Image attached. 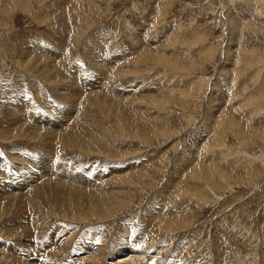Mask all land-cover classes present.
I'll use <instances>...</instances> for the list:
<instances>
[{
  "label": "rangeland",
  "instance_id": "374dc122",
  "mask_svg": "<svg viewBox=\"0 0 264 264\" xmlns=\"http://www.w3.org/2000/svg\"><path fill=\"white\" fill-rule=\"evenodd\" d=\"M46 149L107 201L1 193L0 264H264V0H0L6 190Z\"/></svg>",
  "mask_w": 264,
  "mask_h": 264
},
{
  "label": "bare ground",
  "instance_id": "6f19581e",
  "mask_svg": "<svg viewBox=\"0 0 264 264\" xmlns=\"http://www.w3.org/2000/svg\"><path fill=\"white\" fill-rule=\"evenodd\" d=\"M30 57V56H29ZM27 59V58H26ZM38 63V62H37ZM51 70H52V68H51ZM92 78V77H91ZM103 78V77H102ZM102 87V86H101ZM100 87V88H101ZM81 92V91H80ZM21 95V94H20ZM74 95V94H73ZM22 101V100H21ZM23 102V101H22ZM65 104H66V102H65ZM64 104V105H65ZM27 106V105H26ZM20 108V107H19ZM26 109V108H25ZM76 108H75V106L72 104V103H70V105L68 104V105H66V106H62V107H60V109H59V114L60 115H62V118L60 119L61 121H63V122H65V123H68V122H71V120H72V115L75 113V112H77V110H75ZM19 109H17V110H15V111H18ZM82 110V109H81ZM21 111V110H20ZM21 112H23L24 113V111H21ZM54 111H52V113H53ZM20 113V112H19ZM22 113V114H23ZM30 113H31V111H30ZM32 114V113H31ZM36 114V113H35ZM54 114H56V116H58V112L57 113H54ZM29 115V114H28ZM26 116H27V114H26ZM43 116V115H42ZM55 116V117H56ZM39 117V116H38ZM44 117V116H43ZM60 117V116H59ZM22 118V117H21ZM58 118V117H57ZM84 118V117H83ZM80 119V118H79ZM42 120H44L43 118H42ZM17 121V120H16ZM91 131V130H90ZM59 132V131H58ZM96 132V131H95ZM51 133L52 132H50V133H48V134H50L49 136H52L51 135ZM57 133V132H56ZM47 134V133H46ZM68 134V133H67ZM35 135V134H34ZM43 135V134H42ZM48 136V137H49ZM54 136H56V134L54 135ZM53 136V137H54ZM26 137V136H25ZM55 138V137H54ZM50 139H51V137H50ZM53 141H54V139H53ZM56 144V143H55ZM46 146H48V145H46ZM62 146V145H61ZM51 147V146H50ZM42 149H43V147H41ZM46 148H48V147H46ZM39 150H40V148H39ZM47 150V149H46ZM37 151V150H36ZM43 151V150H42ZM34 152V151H33ZM45 152V151H44ZM47 153L46 154H39L38 152L36 153V152H34V153H32L31 154V156L29 157V161H26L25 162V164H27V166H25L24 165V167H22V169H18V168H14V170L13 171H11L12 173L10 174V176H9V178H11V180H15V182H20V181H22V180H24V182H26L27 184H25V183H23V186H22V184H21V186H20V188H19V190H17V189H15L16 190V193H11L10 191H8V190H6V186H7V184L5 183V185L3 184V182L2 183H0V194L1 193H4V195L5 194H10V195H7V196H9L11 199H15V198H17L18 200H20L19 201V203H18V207H23V204H25L24 203V201H23V199H22V197H20V192H22L23 190H25V189H31V194H32V198H37L38 197V191H41L42 193L44 192V194H45V192H48V193H53V194H55V196H61V193H57V192H59V191H63V190H65V189H67L70 185H72L73 184V182L74 181H76L77 182V180H79V178L80 179H82L83 181L84 180H87V178L88 177H90L91 175V172H88L87 171V173H85V170L83 169V171H81V172H73L74 171V169L73 168H68V165H66V166H63V165H61V164H54V163H56V162H54L55 161V157L57 156L56 154V156L55 155H53L52 156V154L50 153H48V150L46 151ZM42 153V152H41ZM55 156V157H54ZM58 157V156H57ZM56 157V158H57ZM9 158V157H8ZM120 158V157H119ZM24 159V158H23ZM58 159H60L59 157H58ZM36 161V162H35ZM60 161V160H59ZM20 163H22V162H20ZM62 163V162H61ZM76 163V162H75ZM79 168V167H78ZM10 171V170H9ZM78 171V170H77ZM2 173H0V175H1ZM2 176V175H1ZM4 177V176H3ZM103 177V176H102ZM60 179L61 181H62V183H64L65 184V188H64V186L62 185V184H59L58 182H57V179ZM101 179V178H100ZM0 180H1V177H0ZM4 180V179H3ZM89 180V179H88ZM87 180V181H88ZM96 180V179H95ZM79 182V181H78ZM90 184H92V185H94L95 186V182H93L92 180H89L88 181ZM99 182V181H98ZM72 183V184H71ZM103 183V182H102ZM122 183V182H121ZM81 184V183H80ZM100 184V183H99ZM75 185V184H74ZM79 185V184H78ZM18 186V185H17ZM16 186V187H17ZM88 186V185H87ZM80 187V186H79ZM88 187H90V186H88ZM4 188V190H2ZM70 188V187H69ZM71 189V188H70ZM10 190H12V189H10ZM86 190V189H85ZM90 190V189H89ZM2 191H4V192H2ZM71 191L72 192H74V194H71V195H63L64 197L66 196V198L65 199H70V200H74L76 203H78L79 201H83L84 203L87 201L88 203H89V201H94V204L96 205V206H98L99 208H102L104 205V200L105 199H100V198H98L97 197V195H76V193H75V188H73V189H71ZM29 192V191H28ZM71 192V193H72ZM86 192V191H85ZM89 192V191H88ZM24 193V192H23ZM30 193V192H29ZM47 193V194H48ZM42 195V194H41ZM25 196V195H24ZM51 195L50 194H48V195H46V197H50ZM0 197H1V195H0ZM5 197V196H4ZM19 197H20V199H19ZM9 198V199H10ZM31 198V197H30ZM48 198H47V200H48ZM82 198H85V199H82ZM107 198V197H106ZM61 199H62V196H61ZM17 200V201H18ZM50 200H53V198L51 199L50 198ZM49 200V201H50ZM55 200V199H54ZM59 201H60V198L58 199ZM58 200H56V202L58 201ZM16 201V202H17ZM59 201H58V203H59ZM61 201H63V200H61ZM105 201H107V199L105 200ZM8 202V201H7ZM51 202H53V201H51ZM55 202V201H54ZM55 202V204H57ZM86 202V203H87ZM27 204H28V202H27ZM32 204V203H31ZM80 204V203H79ZM14 205H16V203L14 204ZM30 205V204H29ZM12 206H13V204H12ZM88 206H89V204H88ZM94 206V205H93ZM25 207V206H24ZM27 207V206H26ZM16 208V207H15ZM33 208V207H32ZM58 208V207H57ZM21 209V208H20ZM23 209V208H22ZM28 209V208H27ZM90 209H91V207H90ZM23 210H25V209H23ZM22 210V211H23ZM67 210V209H66ZM75 210V209H74ZM88 210H89V207H88ZM87 210V207H86V214L88 215V216H92L93 214H94V212L95 211H91V212H89ZM77 211V210H76ZM84 211V210H83ZM67 212V211H66ZM81 212V211H80ZM67 214V213H66ZM38 215V214H37ZM18 217V216H17ZM19 219V218H18ZM17 219V220H18ZM24 219V218H23ZM16 220V219H15ZM20 220V219H19ZM22 220V219H21ZM34 220H35V218H34ZM34 222V221H33ZM38 222H40V221H38ZM11 223H13V222H11ZM18 223H19V221H18ZM20 224V223H19ZM55 228V227H54ZM21 229V228H20ZM52 244V245H51ZM53 244H55V243H50V242H47V244L46 245H51L50 247H52L53 246ZM83 245V244H82ZM91 245V244H90ZM90 245H88V247H84V246H81V247H79V250H85V252H87L90 248H92L93 246H90ZM93 245V244H92ZM96 245V244H95ZM44 247H46L45 246V244L43 245ZM63 246H64V244H63ZM85 246H86V244H85ZM27 247V246H26ZM41 248H42V246H41ZM40 248V249H41ZM70 248H72V245L70 244ZM70 248H65L64 249V247L62 248V249H64V251H66L67 253L69 252V250H70V252L72 253V251H71V249ZM43 249H45V248H43ZM42 249V250H43ZM98 249V248H97ZM158 249V248H157ZM78 250V249H77ZM76 250V252L75 253H77L78 251ZM93 250V249H92ZM94 250H95V248H94ZM127 250H131V249H129V248H127ZM127 250H126V247L125 248H123V249H121L120 251H119V254H121V255H123V253L124 252H127ZM133 250H135V249H133ZM132 250V251H133ZM38 251L40 252V250L38 249ZM46 251V252H45ZM43 250V253H44V255L46 254V256H47V258L50 260L52 257H54L55 255H49L48 253H49V249H48V247H46V250ZM91 251V250H90ZM136 251V250H135ZM138 251V250H137ZM136 251V252H137ZM51 252H54V249H51ZM65 252V253H66ZM80 252V251H79ZM82 252V251H81ZM93 252V251H92ZM96 252V251H95ZM95 252L93 253L94 255H96V256H98L97 254H95ZM142 253H140L139 252V254H143L144 252L143 251H141ZM96 253H98V252H96ZM92 254V255H93ZM136 255V254H135ZM30 255L29 254H27L26 253V257L28 258ZM126 256H129V253L128 254H126ZM154 258H156V259H154ZM157 258H159V257H156V256H154L153 254H151V255H146V257L144 258L145 259V261L143 262V263H133V264H155V263H157V262H159L158 261V259ZM64 259V258H63ZM133 259V256H130V258H129V262H131L130 260H132ZM134 261V260H133ZM123 262H126L125 260H123ZM122 263V262H121ZM128 263V262H127ZM20 264V263H19ZM62 264V263H61ZM67 264H75L73 261H72V259H71V261L69 260L68 261V263ZM117 264V263H116ZM126 264V263H125ZM163 264V263H162Z\"/></svg>",
  "mask_w": 264,
  "mask_h": 264
}]
</instances>
